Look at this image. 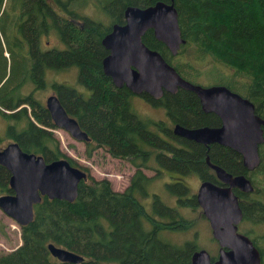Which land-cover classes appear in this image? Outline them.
<instances>
[{"label":"trees","instance_id":"obj_1","mask_svg":"<svg viewBox=\"0 0 264 264\" xmlns=\"http://www.w3.org/2000/svg\"><path fill=\"white\" fill-rule=\"evenodd\" d=\"M64 1L67 8L75 12L70 16L72 22L52 11L44 0H0V117L7 123L5 137L15 141L22 151L40 155L45 163L65 159L77 167L71 157L60 151L57 139L52 136L50 129L55 127L44 103L33 94L16 100L18 80L11 75L5 77L7 57L3 54L6 50L11 59L16 56L10 42L17 41L21 33L16 14L21 10L28 24L24 39L32 42L30 49L34 48L33 42L40 47V52H36L39 90L46 88V70L65 71L74 67L77 83L87 91H76L58 82L49 85L66 113L86 133L85 156L90 157L94 149L102 148L109 157L125 160L134 167L148 166L152 161L170 176L172 173H179L180 177L195 174L213 183V177L208 174L211 171L204 162L207 156L211 164L231 175L243 174L250 180L253 191L232 190L242 215L238 231L251 239L260 253V264H264V140L258 147L259 164L247 171L240 155L233 150L217 144L205 147L171 133L175 123L186 128L218 125L215 116L201 113L192 92L177 89L173 94L164 92L157 100L142 94L151 105L165 109L166 122L142 119L130 107L129 99L133 94L123 86L115 87L101 70V59L107 50L100 40L110 25L123 23V9L128 5L147 7L156 1L168 0ZM89 1L102 9L105 21L79 14ZM172 2L184 41L177 53L171 56L151 30L141 37L143 44L158 52L183 79L193 84L223 85L248 99L256 115L264 119V0ZM50 31L62 43L61 48L48 49L42 45L41 40ZM3 45L7 46L5 50ZM30 58L33 59L32 53ZM15 62L11 60V71L15 69ZM221 68H226L228 74ZM200 76L203 82L197 79ZM14 100L16 104L25 102L29 111L26 107L15 110ZM77 168L87 172L85 167ZM137 176L145 182L150 180L139 170L132 180ZM8 177L7 170L0 166V195L12 194ZM180 193L185 197V208L198 207L189 188L182 187ZM149 220L132 194H119L106 179L95 180L86 173L85 179L77 184L73 201L42 196L32 206L31 221L19 226L20 244L0 253V264H191L190 256L196 250L193 242L174 245L164 242L157 234L186 230L192 222L181 216L179 227L165 228ZM246 224L252 230L246 229ZM2 227L0 223V232ZM254 227H261V233L256 234ZM48 243L81 256L82 261H57L49 254Z\"/></svg>","mask_w":264,"mask_h":264},{"label":"water","instance_id":"obj_2","mask_svg":"<svg viewBox=\"0 0 264 264\" xmlns=\"http://www.w3.org/2000/svg\"><path fill=\"white\" fill-rule=\"evenodd\" d=\"M123 23L112 24L101 38L107 50L101 59V70L111 83L125 87L132 94H145L157 100L164 92L177 89L192 92L204 112H212L219 126L186 128L178 123L171 133L207 147L217 144L240 155L242 166L252 171L259 164L258 147L263 142L264 119L256 115L254 105L223 85L193 84L180 77L160 54L145 46L141 37L151 30L169 54L174 56L183 39L177 23L172 0L156 1L147 7L128 5L123 9ZM44 107L55 128L66 131L77 141H87L76 120L69 116L54 93L44 99ZM6 112V111H5ZM217 185L208 180L200 182L194 193L201 214L208 222L211 237L218 248L215 259L204 249L195 250L191 264H260L261 256L251 239L238 231L242 215L233 189L250 193L253 186L243 174L231 175L208 161ZM0 166L9 173L8 188L12 194L0 195V211L18 226L32 219V206L42 196L71 202L76 197L77 184L86 173L71 166L65 159L45 163L40 155L22 151L15 141L0 148ZM49 254L59 262L79 263L82 257L61 247L47 244Z\"/></svg>","mask_w":264,"mask_h":264},{"label":"rangeland","instance_id":"obj_3","mask_svg":"<svg viewBox=\"0 0 264 264\" xmlns=\"http://www.w3.org/2000/svg\"><path fill=\"white\" fill-rule=\"evenodd\" d=\"M99 9L96 7L94 2L89 1L88 3H86L79 14H83V16H87L93 19L98 18L102 21H105V17L101 12L102 9L100 7ZM41 43L46 48L62 47V43L56 38L53 31L48 32V35L41 40ZM221 69L226 75L228 74L229 71L226 68ZM76 74L77 71L74 67H71V69L65 71H54L50 69L46 70L44 74L46 88L44 90H36L33 95L38 99L39 102L43 104L45 97L48 94L52 93L49 85L53 82L63 83L68 87L74 88L76 91L82 90L84 93H87V91L77 83ZM229 75H231V71ZM197 79H200V82H203L202 76ZM206 83H208L207 78ZM203 85L206 86L207 84ZM25 86L31 88L28 83H26ZM129 104L139 118L149 119L152 121L162 120L166 122V116L163 107L160 105H151L140 95L133 94L129 99ZM27 110L29 111V108H27ZM6 124V121L2 119V117H0V147L9 142V139H7L4 134ZM50 130L52 136L56 138L59 143L60 151L71 157L77 167H85L87 169L86 173L92 176L95 180L106 179L110 183V186L114 191H118L122 187V183H125L126 178L131 173L130 167L124 162L125 160L121 161L120 159L109 157L102 148L94 149L91 152V156L86 157L84 154L83 142L73 139L66 131L60 128ZM148 166L156 167V165L152 161H149ZM150 172L146 171L144 173L145 175H150ZM198 182V179L194 176H188L185 177V183L187 184H185L184 182L183 183L189 188L190 193L194 194ZM149 191H155L158 197L169 204L168 198L170 197V195L164 188H160L159 184L150 186ZM181 215L182 218L185 219V221L187 220L192 222L191 227L182 231H163L165 233H163L162 235L161 233H158V237L164 242L174 245L181 244L184 241H190L193 242L196 250L204 249L210 256H215L217 253L218 245L216 241L211 237L208 222L203 217V215H201L199 207H196L195 209L184 208L181 210ZM0 223L3 226L2 232H0V253H5L16 248L20 244L19 226L12 219L4 215L1 211ZM246 229H248L249 231L252 230L247 224ZM253 231L256 234H259L261 233L262 228L254 227Z\"/></svg>","mask_w":264,"mask_h":264},{"label":"flooded vegetation","instance_id":"obj_4","mask_svg":"<svg viewBox=\"0 0 264 264\" xmlns=\"http://www.w3.org/2000/svg\"><path fill=\"white\" fill-rule=\"evenodd\" d=\"M50 7L52 11H55L57 14H59L63 18H67L70 22H72V19L70 16H72L75 12L67 8V4L65 5L64 0H44ZM57 7V8H56ZM16 14L19 17V22L17 24V27L20 28V35L17 41H11L10 45L12 48V53L16 54L14 56V59H11V55L7 53L5 50L7 48L6 45H3V48L5 50V54L7 57V68H6V76L11 75L12 79L18 80L17 83V89H16V94L18 98H23L26 95L33 94L36 90H39V85H40V79H39V65L37 63V54L36 52H40V47L34 43V48L33 50L30 49V44L32 43L29 40L24 39V32L25 29L27 28L28 24H26L27 20L22 14L21 10L16 12ZM77 14V13H76ZM111 26V25H110ZM110 30V28H109ZM15 44V46H13ZM47 44V42H46ZM45 44V45H46ZM50 49V48H48ZM31 53L33 54V59L31 60L30 55ZM11 60L16 61L15 62V69L11 71L10 65H11ZM31 63H33V67H31ZM26 80V82H25ZM28 83L31 88H28L25 86V84ZM19 84V85H18ZM26 91V92H25ZM141 97L142 94H140ZM14 100L12 103L16 104L17 101ZM198 101V100H197ZM199 104V103H198ZM21 107H26L29 108L25 102H22L20 104H16L15 110L21 108ZM164 109V108H163ZM199 110L201 111L202 114L206 116H217L213 114L212 112H204L199 106ZM165 113V109H164ZM166 116V115H165ZM218 119V118H217ZM202 126H207V125H202ZM219 126V119H218V125ZM200 127V126H197ZM214 127V126H211ZM195 128V127H193ZM6 144V143H5ZM4 144V145H5ZM2 145L1 147H3ZM0 147V148H1ZM228 149V148H227ZM188 156H191V154L188 153ZM121 160V159H120ZM124 161V160H121ZM131 169L130 175L126 178L125 183H122V187L116 191L119 194L122 193H129L132 194V197L135 198L144 208L145 210V215L149 217V221H157L160 223L162 227L168 228V227H179L178 225L181 224L179 221V218L182 216L181 215V210L184 209V202H185V197L180 193V189L182 187L188 188L185 184V177H180L181 174L179 173H172L170 176L168 172L165 169H162L160 167H148L146 166H141V167H134L128 162L124 161ZM208 167V166H207ZM209 168V167H208ZM210 169V168H209ZM136 170L140 171V174L143 175L145 178H150L148 182H145L143 179L139 178L138 176L136 177L135 180H132V177L135 175ZM150 172V175H145L144 172ZM211 172L208 174L213 177V183L217 185H221L215 178L214 172L212 169H210ZM228 173V172H227ZM191 177H195L198 179V185L200 182L204 181L201 179V177L192 174L190 175ZM185 184H184V183ZM150 183V184H148ZM155 184H159V187L164 188L170 195L168 198L169 204L164 202L163 199L158 197L155 191H149L150 186H153ZM197 185V186H198ZM149 188H148V187ZM173 188H172V187ZM144 197V198H143ZM197 204V203H196ZM198 206V205H197ZM192 209V208H190ZM200 209V208H199ZM169 211L171 212L169 214ZM201 213V211H200ZM202 215V214H201ZM175 216V217H174ZM204 217V216H203ZM150 226V225H149ZM160 233V232H159ZM165 232H161V235Z\"/></svg>","mask_w":264,"mask_h":264}]
</instances>
